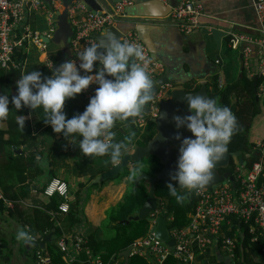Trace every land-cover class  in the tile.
I'll use <instances>...</instances> for the list:
<instances>
[{"label":"crops","instance_id":"1","mask_svg":"<svg viewBox=\"0 0 264 264\" xmlns=\"http://www.w3.org/2000/svg\"><path fill=\"white\" fill-rule=\"evenodd\" d=\"M66 1V20L71 25L68 6L74 2H83L87 7L88 4L84 0ZM178 1L132 0L125 9V16L116 23V26L120 27L122 32L134 30L147 47L150 46L161 54L164 60L172 66L173 74L178 81L191 79L188 84L195 85L207 83L216 74L223 77L225 63L221 66L216 58V43L209 35L210 30L216 27L228 33L241 32L249 36H258V20L253 0H195L202 4L204 15L201 18L202 27L190 33L182 32L171 20L170 14L178 5ZM94 2L97 6L95 11L101 12L110 9L116 1L94 0ZM61 3L60 9L57 10L58 13H63L65 10L64 1L62 0ZM89 10L91 9L89 8ZM40 11L42 10L35 12ZM58 13H56V26L52 32L46 14L49 29L42 33H50L49 37H45L48 42L47 49L50 43L56 44L60 48L56 62L63 63L73 56L70 43L73 28L70 32L69 25L65 23L61 33L62 25L58 24ZM153 21L159 23L152 24ZM239 45L243 46V54L245 47L251 48L248 58L243 55L244 68L247 74L248 70L255 72L258 65L257 45L249 41L241 42ZM25 51L23 73L35 69L42 73L45 69L46 53L52 58L47 50L46 52L42 51L33 44L29 45ZM237 51L240 52L239 49ZM221 57L226 62L228 60L227 52L222 51ZM247 60H249V64H246ZM237 69L235 71L240 73V61ZM5 73L6 71H2L0 74V94H7L10 103L8 118L0 121L1 190L7 198L18 202L27 216L31 217L34 208H42L48 201V196L43 193L45 186L54 177L61 178L67 182L70 188V209L75 211L82 208L87 221L82 224L79 230L77 227L74 229L86 235L94 228L99 230L107 210L122 199L127 189L128 177L118 180L109 179L93 185L91 183L93 178L109 170L114 164L110 165L105 160L101 163L98 159V162L93 164L91 160L96 157H91L87 167L80 171L77 162L87 156L79 149V137L66 138L62 133L53 132L51 125L44 123L45 113L42 108L32 110L22 105L21 109L16 110L11 104V97L15 95V89L5 88ZM178 84L177 86H183L181 83ZM66 102L68 105L76 107L74 111L63 109L66 119L83 112L89 103L80 93L76 94L74 98L67 99ZM21 115L25 117L23 130L16 122V117ZM120 125L121 128L128 127L126 120L121 121ZM94 175L95 177H93ZM6 216V209H0V264H33L34 254L24 253V247L21 246L24 242L17 241L15 238L17 231L24 230L25 223H19L14 218L7 219ZM67 234L72 233L67 232ZM18 248H21V251ZM77 264L84 263L77 262ZM198 264H201V261Z\"/></svg>","mask_w":264,"mask_h":264},{"label":"built area","instance_id":"2","mask_svg":"<svg viewBox=\"0 0 264 264\" xmlns=\"http://www.w3.org/2000/svg\"><path fill=\"white\" fill-rule=\"evenodd\" d=\"M62 0H0V72L10 67L20 70L25 69L24 59L15 58L19 48L36 45L42 51L47 50L48 42L45 37L50 33H42L32 25V13L38 10L45 11L49 20L50 31L56 26V13L60 9ZM132 0H117L114 5L104 11L89 10L83 2H74L68 6L70 22L73 28L71 46L73 56L69 60L79 65L76 52L82 51L90 44H98L96 33H103L108 26L116 25L125 16V9ZM253 7L258 20V36H249L241 32L230 33V46L239 48L241 42L249 41L257 45L258 65L256 71H249L251 78L258 75L257 95L264 104V0H253ZM204 15L202 4L195 0H179L177 6L172 10L170 17L172 22L184 33H190L202 27L201 18ZM122 41L128 40L142 47L147 58H149L148 72L152 79H157L164 71L163 63L154 58L148 47L141 41L134 30L123 33ZM251 54L249 46L244 48V56L248 58ZM247 60L246 64H249ZM45 67L51 72L61 63L50 58L46 53L44 59ZM98 66V62H97ZM97 70L94 67L93 72ZM83 72V70H81ZM110 78V77H109ZM1 81V78H0ZM96 84H90L80 93L89 101L95 95ZM171 85L169 83L158 85L156 94L150 101L147 110L140 117L135 118L137 126L144 128L159 111V101L168 98ZM111 142V141H108ZM255 159L245 164L239 162L235 157L231 169L233 179L229 177L226 181L214 187H204L198 194L192 193L193 211L189 213V222L184 227L171 225L174 220L172 214L167 213L165 206L160 203L159 207L151 212L152 217L164 215L171 238L174 239V248L171 249L166 242L155 237L152 227L155 221L149 222V230L146 235L137 238L130 246L129 256H144L151 264H163L169 256H173L182 264H198L200 258L208 253L221 251L234 257L235 249L239 242V236L249 235L253 242L264 243V136L254 140L252 150ZM245 158L250 160L251 153ZM250 162V163H249ZM224 171L227 168L223 169ZM48 196H59V205L54 214H65L70 210L71 192L67 182L61 178L54 177L43 189ZM0 200L6 208H14L15 202L5 196L0 187ZM162 202V201H161ZM19 204V203H18ZM235 234L229 235L224 230V224L234 226ZM242 223L244 226H242ZM79 230V229H77ZM72 234H63L59 237L57 245L63 252L66 261H77L84 264H118L105 262L101 255L94 253L91 248L84 246L86 234L77 231ZM33 241H37L32 237ZM38 245V244H37ZM33 264H47L50 262L48 252L43 248H37L34 253ZM85 256V259L83 257Z\"/></svg>","mask_w":264,"mask_h":264},{"label":"clouds","instance_id":"3","mask_svg":"<svg viewBox=\"0 0 264 264\" xmlns=\"http://www.w3.org/2000/svg\"><path fill=\"white\" fill-rule=\"evenodd\" d=\"M76 56L80 61L78 66L75 61L67 60L51 76L42 77L36 69L22 73L15 82L17 94L11 97V104L16 110L22 105L32 110L42 108L44 123L50 124L53 132L66 138L79 137L78 146L85 156L107 155L115 164L122 149L127 150L126 141L130 139L113 140L116 122L140 117L145 105L154 98L153 80L147 70L149 58L141 46L115 35H109L107 42L90 44L76 52ZM94 67H97L95 72ZM90 84L98 85L95 95L90 97L83 112L66 119L65 101ZM9 103V96L0 94V121L8 118ZM188 104L191 114L173 119L177 127L186 126L194 138L182 139L177 168L171 175L176 185L167 183L169 194L180 204L187 194H198L212 181L213 168L228 152V144L237 130L235 115L215 98L189 94ZM16 122L23 130L25 117L17 116ZM176 138L180 139V135ZM135 178L137 172L132 169L129 179ZM178 188L186 192H179ZM15 238L25 244L33 239L24 230L17 231Z\"/></svg>","mask_w":264,"mask_h":264},{"label":"trees","instance_id":"4","mask_svg":"<svg viewBox=\"0 0 264 264\" xmlns=\"http://www.w3.org/2000/svg\"><path fill=\"white\" fill-rule=\"evenodd\" d=\"M238 48H234L228 55V60L225 62L224 73L227 72L228 78L224 75L221 77L216 74L211 77L210 81L206 83L208 97L215 98L220 106H228L237 119V130L232 136L230 143L228 144V152L233 154L240 151L241 155L245 157L251 153L250 162L255 159L252 153L254 140L264 136V127L258 126L257 123L262 119L264 121V104L263 101L255 97L254 93V78H251L245 68L238 73L237 67L239 64ZM26 56L24 48H19L16 52L15 58L22 60ZM54 60L57 57L51 54ZM234 69V70H233ZM232 70V71H231ZM6 71L4 85L5 88L12 90L15 89L14 94H17L16 80L21 75V71L15 68L3 69ZM0 72V74H1ZM42 76H51L52 72L47 67L41 73ZM220 78H222L220 80ZM201 84H185L187 90H197ZM257 88V85H256ZM76 107L68 105L65 101L64 110L74 111ZM128 123L127 128H123L120 131V124L117 121L112 131L115 133L113 137L114 141L125 140L130 137L127 143V150L122 149V155L127 152L131 147L135 145H145L148 140L155 134V129L146 132L142 131V128L133 122L132 118L126 120ZM153 124V122H150ZM257 126V128H255ZM134 133V135H132ZM253 135V137L250 135ZM112 142V141H111ZM98 159L105 160L110 165H113L109 156H97ZM238 158V157H236ZM83 158L77 162L78 169L87 167L89 159ZM121 159V158H120ZM235 157L231 160V165H234ZM249 162V163H250ZM163 165L156 156L151 155L148 158H142L125 168L124 172H121L115 179L118 180L124 177H128V187L122 197V199L114 206L109 208L106 212L105 219L101 222L99 230L94 228L88 235H86V243L84 246H88L91 250L101 255L105 262L118 264H151L147 258L140 255H132L129 261L126 262L121 252L128 248L137 238L143 236V230L141 229L144 220H131L128 223L126 220L129 216L135 215L138 209L142 206L144 201L149 195L150 182L147 179L139 180L136 188H133V179L130 180V170L134 169L137 175L140 173H146L150 176L156 175ZM95 177V175L93 176ZM90 181V180H89ZM169 181L158 180L155 185V195L161 199L162 205L165 206L167 213L173 215L174 220L171 225L178 227H184L189 222V213L193 211V201L188 196L185 197V201L180 204L177 203L175 197H172L167 190V183ZM173 185H176V181H171ZM96 185V184H93ZM179 192H186V190L179 189ZM60 200L57 196L48 197V201L45 203L44 209L36 207L32 212V216H27L22 206L15 203L14 208H6L3 201L0 200V209H6L7 219L14 218L16 221L25 223L24 231L28 232L32 237H35L37 241H33L29 244V248H24V253L34 254L38 248V243L45 238V236L52 232V238L47 243L44 251L48 252L50 256V262L47 264H77V261L68 262L64 259L63 252L57 245L59 237L63 232L73 233L74 228L80 229L82 224L87 223L84 218L82 208L70 209L65 214H54L57 211ZM234 226L224 224V230L229 235L235 234V228L239 225L235 220ZM26 225H28L26 227ZM24 226V225H23ZM242 226L244 224L242 223ZM245 227V226H244ZM100 232H102L100 234ZM35 259V256H33ZM85 259V256L83 257ZM234 264H264V243L253 242L250 240L249 235L239 236V242L234 253ZM201 264H224L218 261L215 253H208L207 256L200 258ZM180 263L173 256H169L163 264H178ZM182 264V263H181Z\"/></svg>","mask_w":264,"mask_h":264},{"label":"water","instance_id":"5","mask_svg":"<svg viewBox=\"0 0 264 264\" xmlns=\"http://www.w3.org/2000/svg\"><path fill=\"white\" fill-rule=\"evenodd\" d=\"M64 1L65 10L63 13H58V24L61 26V33L63 31V27H65V23H67L72 31V27L70 23L67 22V1ZM88 7L95 11L97 10V6L94 0H84ZM117 1V0H114ZM178 1V0H177ZM179 2V1H178ZM150 22V21H149ZM158 21H153L152 24H158ZM126 31V30H125ZM73 32V31H72ZM124 31L116 25L108 26L103 33H96L95 37L97 39L98 44L103 42H107V38L109 35H115L120 40L122 39ZM216 43V58L219 64L222 66L224 60L221 57V52L226 51L227 54L233 51V47L230 46V33L225 30H221L219 28H212L209 34ZM144 42L147 44V41L143 38ZM149 45V44H148ZM151 54L154 58L160 60L163 63L164 71L156 80H153V87H154V95L156 94V90L158 85H163L169 83L171 85V89L169 91V97L166 99H162L159 101V111L156 117L152 119L155 126V134L148 140L145 145H135L133 146L132 150L125 152L121 159L115 163L109 170L97 175L92 180V184L94 183H102L109 179H115L121 172L125 171V168L128 167L130 164L142 159L148 158L151 155L156 156L158 160L162 163V169L154 176H150L146 173H141L137 175V178L133 179V188H136L139 180L147 179L150 182L149 188V195L147 199L144 201L142 206L138 209L135 215H131L128 217L126 222L128 223L131 220H146L148 222L155 221V224L152 227V231L155 233V237L173 249L175 241L171 238L167 220L164 215H158L156 217L151 216V212L157 209L161 203V199L155 195V185L158 180H165L171 181V175L175 174V170L177 168V160L179 157V148L181 145V141L185 137H193V134L186 126L177 127L175 120L173 119L174 116H181L184 117L186 115H190L189 104H188V95L191 94L201 95V96H208V91L206 87V83H201L199 89L195 90H187L185 84L191 81H178L176 76L173 74L174 70L172 66L164 60L161 54L157 53L153 48L148 46ZM239 61H240V69L242 70L244 67V58H243V46L241 45L239 48ZM102 50V49H99ZM256 65V61H255ZM255 68V67H254ZM258 82V75L254 78V93L255 97L258 100V95L256 91V85ZM178 83H181L183 86H177ZM150 102L145 105V109L143 112L147 110V107ZM177 134L180 135V139H177ZM194 138V137H193ZM235 156L238 157L239 162L245 164L246 161L241 155L240 151H237L233 154L227 152L222 160L217 162L215 167L213 168V179L212 181L205 187H214L219 183H223L226 181V178L229 177L233 179V176L230 171L225 170L221 171V169H225L229 166L231 161V157ZM191 198L192 194H188ZM59 199V196H57ZM52 233H48L45 238L38 243L39 248H45L46 243L51 240ZM29 248V244H26ZM131 250V246L123 250L121 255L124 256L126 262L129 261V253ZM217 259L224 264H234L235 260L234 257L229 256L228 254H223L221 251H217L216 253Z\"/></svg>","mask_w":264,"mask_h":264},{"label":"rangeland","instance_id":"6","mask_svg":"<svg viewBox=\"0 0 264 264\" xmlns=\"http://www.w3.org/2000/svg\"><path fill=\"white\" fill-rule=\"evenodd\" d=\"M47 17H46V13L44 12V11H40V12H34L33 14H32V16H31V20H32V25H33V27L35 28V29H37V30H39L40 32H43V31H45V30H47V29H49V27H48V24H47V19H46ZM34 46V45H33ZM59 47L56 45V44H54V43H50L49 44V48L47 49V51L49 52V54H53L54 56H55V58L58 56V54H59ZM223 71H225L224 69H223ZM224 76L226 77V78H228V74H227V72H225L224 73ZM168 97H169V95H168ZM121 122H119V124H120ZM257 125L258 126H262V127H264V121L261 119L258 123H257ZM150 126V127H149ZM146 127H149V130H152L153 128L155 129V126H154V124H150V122L144 127V128H142V131H145L146 130V132L148 131V128H146ZM120 128H121V125H120ZM141 128V127H140ZM255 128H257V126L255 127ZM123 130V128L122 129H120V131H122ZM253 137V135L251 134L250 135V137ZM91 157H89V156H87L86 157V159H90ZM86 159H85V161H86ZM97 157L96 158H94V159H92L93 160V162H92V160H91V163H93V164H96L98 161H97ZM101 163H102V160H100V159H98ZM86 162H88V164L90 163V160H87ZM92 182V181H91ZM130 186V183L128 184V187ZM142 228V230H143V234L142 235H146L147 234V232H148V230H149V222L148 221H146V220H144V222L142 223V226H141ZM21 246H23L24 248L26 247L27 248V245L24 243L23 245L21 244ZM46 248V247H45ZM28 249V248H27ZM18 250L19 251H21V248H18ZM34 261V260H33Z\"/></svg>","mask_w":264,"mask_h":264},{"label":"flooded vegetation","instance_id":"7","mask_svg":"<svg viewBox=\"0 0 264 264\" xmlns=\"http://www.w3.org/2000/svg\"><path fill=\"white\" fill-rule=\"evenodd\" d=\"M234 153H235V152H234ZM233 157H235V156H232V157H231V160H232ZM245 157H246V156H245ZM245 157H243V158L245 159L246 162H248V161H249L248 158H245ZM230 168H232L231 161H230V163H229V166L227 167V170L231 172V169H230ZM221 171H224V170L221 169Z\"/></svg>","mask_w":264,"mask_h":264}]
</instances>
